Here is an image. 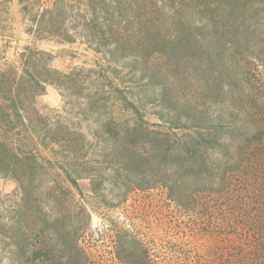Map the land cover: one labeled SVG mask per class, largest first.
<instances>
[{"label":"trees","instance_id":"1","mask_svg":"<svg viewBox=\"0 0 264 264\" xmlns=\"http://www.w3.org/2000/svg\"><path fill=\"white\" fill-rule=\"evenodd\" d=\"M23 10L27 32L36 39L82 41L104 54L107 69H129L137 87L150 90L138 104L156 107L154 114L169 131L152 129L117 87L116 100L130 115L102 118L99 110L115 106L112 93L104 92L106 69L60 72L51 67L50 53L26 48L21 72L13 65L0 74V176L15 180L19 195L6 209L0 200V235L20 260L8 264H51L55 258L90 264L81 245L87 223L80 217L89 214L76 212L56 182L42 188L53 162L34 139L44 148L57 145L54 153L66 159L87 156L89 145L85 134L67 126L56 130L34 108L47 86L75 105L81 121H93L100 158L123 178L125 194L129 185L164 186L173 201L192 211L199 192L214 180L232 185L264 165V0H46ZM59 169L82 193L77 178ZM116 235L123 264H149L138 238ZM257 261L264 264L263 258Z\"/></svg>","mask_w":264,"mask_h":264},{"label":"rangeland","instance_id":"2","mask_svg":"<svg viewBox=\"0 0 264 264\" xmlns=\"http://www.w3.org/2000/svg\"><path fill=\"white\" fill-rule=\"evenodd\" d=\"M17 1L4 0L0 3V74L8 72L13 65L20 73V56L28 47L50 53L51 67L60 72L68 73L73 68H93L97 72L106 69L109 79L104 85V92L106 95L112 93L115 106L108 105L99 110L102 118L114 116L116 120H124L130 115L131 111L116 100L119 94L112 88L117 87L140 108L152 129L169 131L154 114L156 107L138 104L137 100L142 102L149 97L150 90L141 85L137 87L139 83L132 79L129 69L121 66L116 72L107 69L108 61L104 54L90 50L82 41L69 44L58 39H36L27 32L29 21L23 6L45 4L46 0ZM39 64L35 65L37 70H40ZM132 90L133 93H128ZM34 108L56 130L67 126L75 133L87 136L86 142L90 146L85 157L60 158L53 151H59L57 145L50 144L44 148L38 138L33 143L38 144L42 156L53 162L50 176L43 182V190H48L56 182L58 190L68 196V204L77 208L76 212L86 210L89 214L87 217L82 213L80 217L87 223L81 245L89 256L90 264H123L114 242L120 232L138 238L148 252L149 264H232L238 258L246 259V264H259L257 260L264 259V165L253 171L250 178H238L232 185H216L214 180L209 190L199 192L201 194L197 195L193 210L188 211L170 198V192L164 186L133 190L129 185L125 194L123 178L114 172L115 167H109L100 158L98 146H95L91 135L95 124L93 121H81L75 105L54 86L46 87L45 93L37 97ZM30 117L36 118L33 113ZM183 132L186 131H177L178 134ZM27 141L32 144L29 139ZM60 166L77 178L82 193L71 185ZM17 193L16 181L0 176L3 208L5 204L12 206L19 197ZM5 243L0 235V264L20 261L16 258L19 254L14 245L10 242L11 245L7 246ZM255 253L259 257L252 260ZM51 264H61V261L55 258Z\"/></svg>","mask_w":264,"mask_h":264},{"label":"crops","instance_id":"3","mask_svg":"<svg viewBox=\"0 0 264 264\" xmlns=\"http://www.w3.org/2000/svg\"><path fill=\"white\" fill-rule=\"evenodd\" d=\"M4 0H0V3L3 2ZM18 3L20 2L19 0L17 1Z\"/></svg>","mask_w":264,"mask_h":264}]
</instances>
